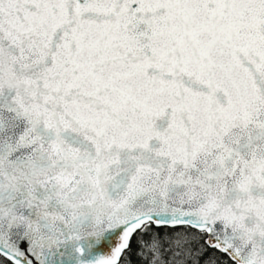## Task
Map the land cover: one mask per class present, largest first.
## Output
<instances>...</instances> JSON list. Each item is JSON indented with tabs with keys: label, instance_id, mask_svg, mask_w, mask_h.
Masks as SVG:
<instances>
[{
	"label": "snow or ice",
	"instance_id": "1",
	"mask_svg": "<svg viewBox=\"0 0 264 264\" xmlns=\"http://www.w3.org/2000/svg\"><path fill=\"white\" fill-rule=\"evenodd\" d=\"M0 264H264V0H0Z\"/></svg>",
	"mask_w": 264,
	"mask_h": 264
}]
</instances>
